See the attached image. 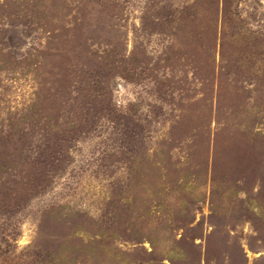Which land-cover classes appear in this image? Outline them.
I'll list each match as a JSON object with an SVG mask.
<instances>
[{
	"label": "rangeland",
	"instance_id": "rangeland-1",
	"mask_svg": "<svg viewBox=\"0 0 264 264\" xmlns=\"http://www.w3.org/2000/svg\"><path fill=\"white\" fill-rule=\"evenodd\" d=\"M145 1L0 0L25 23L0 28V122L36 105L73 139L33 197L0 172V264H264V0ZM110 51L75 121L59 92Z\"/></svg>",
	"mask_w": 264,
	"mask_h": 264
},
{
	"label": "trees",
	"instance_id": "trees-1",
	"mask_svg": "<svg viewBox=\"0 0 264 264\" xmlns=\"http://www.w3.org/2000/svg\"><path fill=\"white\" fill-rule=\"evenodd\" d=\"M162 2L164 0H146L141 19L146 20L149 15H154V13L156 18H160L162 14L156 13L155 9ZM178 12V9L170 10L167 17L174 20ZM20 18L18 12L8 13L7 20H0V28H17L20 25H25L22 20H19ZM7 32L5 31L4 35H0V46H4L0 53L11 49L4 43ZM263 40L262 42H264ZM246 42L247 48L250 45L259 44L258 42H251V38L247 39ZM111 52L107 56L100 55L102 52H94L91 58L87 57L85 60L84 57H80L78 61V65L81 66L79 76L76 71L78 77L76 83L80 86L70 89V92H68L67 87L63 86L61 92H59L60 95L74 94L75 98H72L73 105L68 113L75 116V121L80 120V122L89 123L87 116L93 115V113L95 116H100L105 111L102 101H99L103 95L101 94L102 84L108 81L112 73H118V68L121 67L123 62V60L116 58V54ZM89 53L91 54L90 51ZM8 55L11 57L12 53L9 52ZM63 99L66 98H62L59 102L60 108L64 104H67L66 106L69 104V100ZM35 107L36 105H33L31 111L19 119L21 127L11 117L8 119L7 124L0 122V172L4 169H7V171L9 169L16 170L19 173L18 176L22 178L20 191L11 187L8 188V191H6L8 197L22 195L20 194L21 190L24 194L33 197L39 191L44 190L47 186H45V182L49 181V177H53L54 166L63 161L64 153L61 143L63 141H73L70 136L68 138L53 136L51 119L43 117L35 110ZM16 184L19 185L18 182Z\"/></svg>",
	"mask_w": 264,
	"mask_h": 264
}]
</instances>
